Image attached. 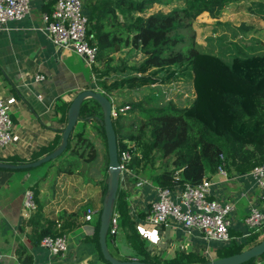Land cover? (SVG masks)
Listing matches in <instances>:
<instances>
[{
	"label": "crops",
	"instance_id": "0c3cea01",
	"mask_svg": "<svg viewBox=\"0 0 264 264\" xmlns=\"http://www.w3.org/2000/svg\"><path fill=\"white\" fill-rule=\"evenodd\" d=\"M251 1L254 0H249L247 4ZM232 4L240 8L245 6L244 1H238L227 4L219 13L206 12L211 13L215 29L217 26H224L226 20H222L221 16L228 9V5ZM50 9V1L34 0L29 12L22 18L8 20L0 25V92L4 96L13 123V138L0 149V161L14 164L31 162L51 152L61 140V131L67 120L66 102L71 101L82 89H101L98 85L100 81L106 84L120 81L124 74L131 73L151 77L155 80L152 83L129 88L134 99L150 101L156 94L163 95L164 89L171 88L169 93H177L180 101L187 99L180 95L186 94L184 81L190 78L193 91L190 103L194 99L193 73L187 61L126 73L128 67L139 64L144 57L141 52L129 46L114 53V64L120 67L115 71L117 74L110 71L96 78L92 67L88 66L83 56L68 48L58 47L50 39L47 30L41 28L44 25L42 14ZM249 10L246 18H243L245 20H242L244 23H239V26L232 29V32L236 30L237 34L241 33V37L253 35L254 26L259 24L255 18L264 21L263 12L252 7ZM251 23H254L252 27L249 26ZM234 24L227 25L231 27ZM232 34L237 35L235 32L231 33V30H214L213 33L212 52L224 59L229 58L228 61L235 55L230 51L235 44L230 46V43L238 36L233 38ZM225 42L229 46L223 44ZM257 48L264 52V46L254 48L247 41L246 44L235 46L233 52L242 56L252 55L258 54L254 52ZM184 72L186 74L183 75ZM36 73L43 74L44 79L35 80ZM173 75L177 85L172 83ZM185 88L189 89L188 83ZM121 90L122 85H119L109 94L116 95ZM88 121L91 122V119ZM81 129L77 127L75 130ZM87 129L91 138L89 133L91 130L96 132V128ZM93 142L97 147V158L99 149L94 140ZM94 159L87 161L78 155L76 149H66L39 166L0 167V264H104L94 238L93 217L89 220L84 218V208L89 205L96 212L101 207L105 194V158L103 155L102 161L95 166V171L94 164H89ZM150 170L140 174L121 171L118 185L146 250L162 260L184 251L200 254L208 259L214 258L224 241L207 238L200 229L186 228L172 219L158 224L147 220L148 211L158 196L159 187L150 178ZM206 175L212 181L209 196L232 204L233 209L228 215L230 238L236 241L246 240L253 230L245 223L251 206L257 204L264 210V202L258 201V187L254 178L247 172L224 174L218 170H209ZM26 189L32 190L36 203L35 209L29 213L23 205ZM171 196L176 197L175 187H172ZM70 212L76 215L69 217ZM75 219L78 224L65 229L66 251L51 256L40 243L44 225L52 221L60 227L62 220L63 223L65 220L66 223H72ZM262 228L264 224L259 227L260 230ZM112 245L113 250L110 251L115 256L123 258L130 255L131 249L121 236L112 239ZM258 263L264 264V256L258 257Z\"/></svg>",
	"mask_w": 264,
	"mask_h": 264
},
{
	"label": "trees",
	"instance_id": "16d2710c",
	"mask_svg": "<svg viewBox=\"0 0 264 264\" xmlns=\"http://www.w3.org/2000/svg\"><path fill=\"white\" fill-rule=\"evenodd\" d=\"M83 1L88 15V40L96 47L92 64L96 78L120 68L114 64V53L127 46L144 56L139 64L130 66L135 71L184 61L191 66L195 97L188 105L178 107L170 103L145 107L143 101H130L127 109L112 116L118 156L122 150L129 151L130 159L126 166L133 174L144 173L150 167V178L156 185L172 188L184 182L198 183L207 178V171L217 170L219 165L231 174L247 172L264 162V52L233 55L230 61H226L212 51L199 50L193 38L186 44L183 31L199 13H219L229 3L247 0H184L182 7L166 12L158 10L148 15L142 13L151 2L160 0ZM258 10L264 12V8ZM152 81L155 80L151 77L133 75L127 85L138 86ZM98 85L109 96L110 91L122 82L106 84L100 81ZM70 102L66 105L69 106ZM95 107L100 108V117L94 115ZM79 114L81 119L94 117L99 122L94 128L105 142L104 171L107 179L108 155L101 107L94 99L85 98ZM68 148L76 149L78 155L87 161L97 155V147L85 127L81 130L73 127L65 150ZM156 151L166 157L158 161V166L153 161ZM106 179L103 193L106 192ZM101 208L102 205L95 212L97 216H93L94 238L99 248ZM114 211L118 215V230L115 234L107 232V237L108 234L112 239L121 236L128 243L130 255L123 259L138 258L161 264H193L208 260L190 251L180 252L167 260L151 255L144 247V240L130 217L128 204L119 188ZM74 215L76 213H68L69 217ZM59 218H62L61 214ZM55 224L48 221L41 235L65 233V229L76 226L78 220L72 223H66V220L63 223L62 220L60 227ZM258 229H253L244 241L232 238L224 243L215 257L242 251L259 242L264 238V228ZM100 255L105 264H111L101 251ZM259 256H264V252ZM259 256L239 264H259Z\"/></svg>",
	"mask_w": 264,
	"mask_h": 264
},
{
	"label": "built area",
	"instance_id": "2783aa9c",
	"mask_svg": "<svg viewBox=\"0 0 264 264\" xmlns=\"http://www.w3.org/2000/svg\"><path fill=\"white\" fill-rule=\"evenodd\" d=\"M34 0H0V25L8 20L19 19L26 15ZM51 1V9L42 14L45 28L52 42L58 47L68 48L84 57L91 68L95 60L96 47L88 40L87 24L88 15L83 0H42ZM35 80L44 79V75L36 73ZM104 92V90L97 88ZM112 102L111 114L116 116L118 111L125 110L128 104L117 107ZM13 138V123L10 117L3 94L0 92V149L11 142ZM130 159L128 150H122L118 160L121 171L133 174L126 166ZM217 170L227 174L219 165ZM255 180L258 187V201L264 202V162L255 165L247 171ZM212 181L204 177L200 182L191 184L184 182L176 184V197L171 196L172 188L158 187L157 198L151 203L147 214V220L158 224L172 219L186 228L196 227L204 236L228 243L230 241L229 213L233 209L232 204L220 202L211 198L210 187ZM23 205L27 213L34 210L36 203L33 192L26 189ZM94 208L86 207L84 218L89 220L94 215ZM248 228L258 229L264 224V210L257 204L251 206L245 217ZM118 230V215L114 209L110 218L108 232L115 234ZM247 234V233H246ZM40 243L51 256L63 254L67 249V234H46L41 237ZM30 264V263H20Z\"/></svg>",
	"mask_w": 264,
	"mask_h": 264
},
{
	"label": "rangeland",
	"instance_id": "374dc122",
	"mask_svg": "<svg viewBox=\"0 0 264 264\" xmlns=\"http://www.w3.org/2000/svg\"><path fill=\"white\" fill-rule=\"evenodd\" d=\"M248 1L249 0L244 1L245 6L241 7V8L236 7V4L228 5V9H226L224 14L221 16L222 20L223 19L226 20L224 23V26L223 27L217 26L216 29L213 27V21L211 19V17H212L211 13H208V14L206 12L199 13L194 19H192V21L190 22V25L183 29L184 34L186 35V44H189V42H191V40L193 38L195 40L196 47L199 50L212 51V46H213V41H214V38H213L214 30H215V32H221L222 30H225L226 32H228L229 30H231V33L235 32L237 34L236 30H234L232 32V29L235 26H239L238 25L239 23H244V21H242V20H245L243 18H246V15L249 14L250 7L255 8L257 10L260 8H264V0H254V1H251V3L247 4ZM182 6H184V0H160L159 2H151L142 14L144 15L145 13H149V12L152 13V12H156L158 10H162V11L166 12V11L171 10L173 8H179ZM246 6H248V7H246ZM254 20L256 22H258L259 24L254 26L255 30L253 31V35L251 37H246V35H244V37H241V33H238L237 34L238 36L237 35L234 36L232 34L233 38H236V36H237V38H236V40L232 41V43H230V46H232V44H235V46H237V45L241 46L243 44H246L247 41H249L251 46H253L254 48L259 47V46H264V21H259L260 19L257 20V18H255ZM228 21L231 24H233V22L235 24L233 26L229 27L227 25V24L230 25V23H228ZM253 24L254 23H251L249 26L252 27ZM249 26H248V28H249ZM215 34H218V33H215ZM215 40H217V39H215ZM223 44H225L226 46H229L228 42H225ZM226 46H224V47H226ZM235 46L231 47L230 51H231V54L238 55L237 53L233 52L235 50ZM225 49H228V47ZM254 52L260 53L263 51L260 50V48H257V50H254ZM227 56H229V55H227ZM225 60L228 61L229 58H226ZM129 71H135V70H132L130 67H128L126 69V73H128ZM112 72L115 74L118 73V72H114L113 70H112ZM184 74H186V72H184L183 75ZM174 75H176V74H174ZM174 75H173L174 80L172 83H176V85H177V80L175 79ZM131 76H133L132 73L129 75L124 74V76L121 77V79L119 81V82H122V90L118 93L114 92V93H117L116 95L111 94L108 96L110 99H112L114 104L121 106V104L127 103V104L131 105L130 101H137V98L136 99L133 98V92L129 88L138 87L139 85L138 86H135V85L134 86H128L127 85L128 79ZM187 77H188V75H187ZM184 82H185L184 83V90H185L186 94H182V95H180V97L186 96V98H187L186 100L181 99L180 101H178L177 97L179 95H177V93L176 94H173V93L170 94L169 91L171 90V88H166L163 90V92H164L163 95L156 94V96H153L150 101H144L143 105L145 107H148V106H150V107L151 106H165V105H168L170 103H172L178 107H183V106L188 105L190 103L191 98H192V95H193L192 92L193 91H192V86L190 83V78L185 79ZM148 83H152V82H148ZM187 83L189 84L188 90H186V88H185ZM142 85H143V83H142ZM123 88H124V90H123ZM89 102L91 104L95 105L94 101L89 100ZM95 110H96V113L94 115L96 117H100L101 116L100 108L95 107ZM128 112L129 111H127V113ZM75 125H76V128L77 127H81V128L85 127L86 130H88L87 128L93 129L94 126H98L99 122L96 118L92 117L91 122L88 120L82 121L81 119H78ZM89 134L91 136V139L95 141V143L97 144L98 149H99V157L95 158L93 161H91L89 163L90 165L94 164V171H95V166L99 165L98 163L100 162V160L102 161L103 155H104V158L106 156V146H105V142L103 141L102 136L101 137H99V135L97 136V134L94 130H91ZM163 158H166V157L160 156L158 154V151H156V156L153 158V161L155 162L156 166L159 165L158 161L161 162V160ZM43 163H45V162H42V164ZM40 165H41V163H40ZM38 166H39V164H38ZM104 168H105V163H104L103 169ZM156 168H158V167H156ZM149 170H150V167H149ZM95 216H97V214H95ZM258 230H260V229H258ZM116 242L118 243V240H116ZM107 244H108L109 250L112 251L113 250L112 238H110L109 234L107 237Z\"/></svg>",
	"mask_w": 264,
	"mask_h": 264
},
{
	"label": "water",
	"instance_id": "95a60500",
	"mask_svg": "<svg viewBox=\"0 0 264 264\" xmlns=\"http://www.w3.org/2000/svg\"><path fill=\"white\" fill-rule=\"evenodd\" d=\"M85 98L94 99L101 107L102 118L101 122L104 126L106 145H107V181H106V192L103 196L102 208L99 216V229H98V242L100 251L103 257L108 260L111 264H161L151 261H144L138 258L123 259L115 256L108 248L107 244V232L109 227L110 218L114 209L116 193L120 179V163L118 160V148L116 132L112 122V102L110 98L104 94V92L95 88L82 89L75 94L67 108V120L61 131L60 143L48 154L31 162L24 163H10L0 161V167L4 168H23L36 166L44 161L55 158L61 154L68 144V136L75 126L76 122L80 118V106L81 102ZM264 252V238L259 242L245 248L242 251L234 252L228 255L210 258L203 262L193 264H239L244 262L251 257H257Z\"/></svg>",
	"mask_w": 264,
	"mask_h": 264
}]
</instances>
